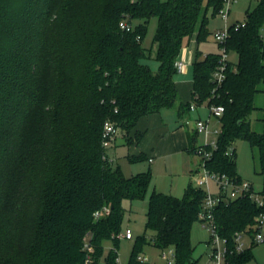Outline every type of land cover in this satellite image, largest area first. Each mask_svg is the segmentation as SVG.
I'll return each instance as SVG.
<instances>
[{"label": "trees", "instance_id": "16d2710c", "mask_svg": "<svg viewBox=\"0 0 264 264\" xmlns=\"http://www.w3.org/2000/svg\"><path fill=\"white\" fill-rule=\"evenodd\" d=\"M223 4L0 0V264H87L86 241L93 247L92 264H101L106 241L114 248L104 264H119L123 202L146 199L152 172L124 175L110 155L113 147L102 144L104 123L112 122L130 146L144 137L136 130L142 117L168 108L183 119L190 104L180 100L175 62L185 39L196 33L200 42L211 34L209 10L216 16ZM152 18H157V71L148 65L150 53L142 45ZM121 21L134 30L121 29ZM242 24L228 27L226 48L237 60L229 62L222 84L211 77L219 53L194 61L193 101L224 107L217 149L206 168L241 181L235 143L245 140L264 195V106L255 104L264 94V0H257ZM256 110L262 112L260 131L250 120ZM201 147L190 137L189 153ZM144 160V155L131 158ZM205 198L192 182L181 198L153 191L145 224L152 234L137 237L128 264H143L138 256L146 244L174 248L175 264H196L191 230L202 222ZM262 212L264 207L249 197L222 200L216 207L227 264L254 261L252 249L235 250L234 237L253 236Z\"/></svg>", "mask_w": 264, "mask_h": 264}, {"label": "rangeland", "instance_id": "374dc122", "mask_svg": "<svg viewBox=\"0 0 264 264\" xmlns=\"http://www.w3.org/2000/svg\"><path fill=\"white\" fill-rule=\"evenodd\" d=\"M166 1V0H162ZM257 5V0H238L230 6V14L227 20L222 18L221 14L212 16L209 10V23L208 31L211 33L203 41L198 42L197 34L184 40L182 46V55H191L190 63L187 72H178L175 80L178 81L182 88L183 99L190 104L195 103L191 94V86L193 82V64L196 59H204L208 54H215L220 52L219 44L214 39L213 33L217 30H226L232 24H242L247 18V11H252ZM157 28V18L150 20L148 31L142 40V45L149 50L150 58L147 61L148 65L153 71H157L159 64L156 60V45L153 43ZM229 60L236 62L237 57L233 52L229 53ZM185 61V60H184ZM186 97V98H185ZM255 104L257 107L264 106V94H258ZM197 110L191 112V123L189 126H181V119L175 114L172 109H164L163 118L167 125L170 127V134L180 137V132L189 131V137H196V145L205 143L204 136L201 134L195 135V120L200 116L202 119L209 117L210 111L207 104H195ZM187 110L183 111V116L188 115ZM262 112L256 110L250 116L253 130L260 131L262 124L259 121ZM183 128V129H182ZM180 135V136H179ZM120 136V135H119ZM139 146L127 147L124 145H116L111 149L110 155L114 163L120 165L123 173L127 177L137 175L138 173L151 170L152 183L149 188L147 197L143 201L125 200L124 206V220L122 225V235L118 243V262L119 264H128L133 245L139 236L145 235L150 237L152 232L146 230V213L148 211L149 197L153 190L171 194L176 197H183L186 187L190 182L196 186V180L204 175L201 163V157L198 154H191L185 148L178 151L171 152L166 156L155 159L153 163L147 160L132 162L131 158L137 154ZM236 148V170L238 175L243 180H248L252 183L256 192L263 190L262 177L258 174L259 168L253 159V152L250 144L245 140H238L235 143ZM200 175V176H199ZM214 194L220 193L219 186L211 181L208 186ZM203 189L208 190L207 186ZM130 229L133 234L132 240H127L124 237L126 230ZM264 234V231H263ZM211 231L208 227L200 221L194 223L191 230V244L193 247V257L196 259V264H215L212 259L214 247L213 243L207 242L211 239ZM246 248L252 249L254 261L251 264H264V242L254 243L250 237L244 238ZM221 249L225 244L221 242L219 245ZM114 248L112 241L104 243V255L101 264H104L105 257L109 254L110 250ZM170 248V247H169ZM169 248H159L157 246L146 244L140 251L139 255L147 258V262L143 264H168L162 257L164 252H168Z\"/></svg>", "mask_w": 264, "mask_h": 264}, {"label": "built area", "instance_id": "2783aa9c", "mask_svg": "<svg viewBox=\"0 0 264 264\" xmlns=\"http://www.w3.org/2000/svg\"><path fill=\"white\" fill-rule=\"evenodd\" d=\"M238 0H224V4L222 9L219 11V14L222 15L224 20H227L230 14V6L237 2ZM244 26V24H237L236 28ZM120 28L130 32L134 30V27L128 25L125 21H121ZM229 32L228 28L224 31L217 30L213 33L214 39L219 44L220 48V58L219 63L216 69L212 72V80L216 83V85L222 84V82L226 78V72L229 65V52L226 48V40L228 38ZM187 62L180 59V57L175 62V67L178 72H185L187 67ZM210 114L208 119L199 118L195 121V128L194 131L197 134H201L204 136L205 143L202 144L204 147L198 149L197 154L201 157L200 166H202L204 175L200 176L196 180V186L200 188H204L207 186L208 190L203 189L206 192V198L203 205V210L200 214V219L202 220L204 226L208 227L212 233V241L216 247H214V251L212 254V259L214 260L215 264H227V242L226 240L222 239L216 230L215 218H214V211L216 207L221 203L222 200L228 199H236L241 197H249L259 206L264 207V195L256 192L253 188V185L248 180H241L235 181L233 178L229 177L226 174H220L210 171L205 166V161L209 160L212 157V151L217 149V139L221 133L220 128V120L224 114V107L222 105H210L208 106ZM197 109L195 103L190 104V111H195ZM214 120V122H212ZM186 125L190 124L189 120H186ZM120 131L119 129L110 121H106L103 126V146L106 148L113 147L115 140L119 137ZM210 148V149H209ZM229 156L234 155V151L230 149L228 151ZM215 182L219 188L220 193L214 194L211 189L208 187L210 182ZM103 214V213H102ZM95 216H100L99 213H95ZM256 228L258 231L254 233L253 236L244 235L236 233L234 237V245L235 250L238 252H242L246 249V243L244 238L250 237L251 241L254 243H261L264 242V212H262L256 218ZM124 237L127 240L133 239V234L130 229L126 230ZM223 242L225 247L221 249L219 245ZM84 250L86 251L87 257L86 261L87 264H92V253L93 247L92 245L86 241L84 242ZM163 259L168 264H175V250L174 248L170 247L168 252H164L162 254ZM138 260L145 263L147 262V258L143 257L142 255L138 256Z\"/></svg>", "mask_w": 264, "mask_h": 264}, {"label": "crops", "instance_id": "0c3cea01", "mask_svg": "<svg viewBox=\"0 0 264 264\" xmlns=\"http://www.w3.org/2000/svg\"><path fill=\"white\" fill-rule=\"evenodd\" d=\"M181 52H182V50H181ZM179 57H180V59L185 60L187 62L188 65H187L186 70H185V72H187L188 67H189V63H190L191 55L187 54V56H183L182 53H180ZM176 84H177V88H178V91L180 94L181 102L184 104H190L189 102H186L183 99V93H182V88H181L180 83L178 81H176ZM191 94H192V98H193V82H192V86H191ZM164 109H166V108H164ZM164 109H162L158 113H153V114L144 116L139 120L137 127H136V130H139L140 132H142L144 134V137L138 145H130V146L127 145L126 140L120 135L115 140L113 147H116V145H124L127 147L139 146L138 150L136 151L137 154L133 155V157H138L140 155H144L146 157V160L149 163H153L155 161V159L166 156L167 154H169L171 152L173 153L175 151H178L181 148H185L187 151V149L189 147V139H190L189 131L185 130L186 134L183 131L180 132L181 133V136L179 135L180 137L175 136L176 133H174L173 135L170 134V127L164 121L163 114H162L164 112ZM195 111H189L188 115L184 116V118L181 119L180 125L181 126H184V124L186 125V123H185L186 120H189L191 123L192 122L191 121V116H192L191 112H195ZM174 112L177 115L175 110H174ZM199 118H201V117L199 116L197 119H199ZM208 118L209 117H207L206 119H208ZM178 119H180V118H178ZM212 122H214V120H212ZM187 126H189V125H187ZM153 191H156V190H153Z\"/></svg>", "mask_w": 264, "mask_h": 264}]
</instances>
